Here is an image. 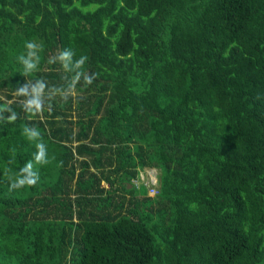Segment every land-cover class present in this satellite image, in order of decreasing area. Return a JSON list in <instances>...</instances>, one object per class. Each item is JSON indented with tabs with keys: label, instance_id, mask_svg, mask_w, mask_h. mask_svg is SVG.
<instances>
[{
	"label": "trees",
	"instance_id": "1",
	"mask_svg": "<svg viewBox=\"0 0 264 264\" xmlns=\"http://www.w3.org/2000/svg\"><path fill=\"white\" fill-rule=\"evenodd\" d=\"M0 264H264V0H0Z\"/></svg>",
	"mask_w": 264,
	"mask_h": 264
},
{
	"label": "clouds",
	"instance_id": "2",
	"mask_svg": "<svg viewBox=\"0 0 264 264\" xmlns=\"http://www.w3.org/2000/svg\"><path fill=\"white\" fill-rule=\"evenodd\" d=\"M27 47L28 48H32V47H34V45L32 43H28L27 44ZM33 103L36 104V107L37 108L39 107L38 103H36L35 101H33ZM32 135L35 136L36 133H32ZM38 147H42V146L41 145H38ZM42 154H43V149H42ZM150 172L155 177L153 168L150 169ZM146 183H148V182H146ZM35 184H36V180H33V179L18 180V186H22V187H24L25 185H27V186H34Z\"/></svg>",
	"mask_w": 264,
	"mask_h": 264
},
{
	"label": "built area",
	"instance_id": "3",
	"mask_svg": "<svg viewBox=\"0 0 264 264\" xmlns=\"http://www.w3.org/2000/svg\"><path fill=\"white\" fill-rule=\"evenodd\" d=\"M148 173V172H147ZM149 174V179H151V180H153V181H148L149 183H146L145 181V183H146V185H147V191L150 193V194H152V193H154V192H156V188H155V186H154V183H155V181H156V178L152 175V173L151 172H149L148 173Z\"/></svg>",
	"mask_w": 264,
	"mask_h": 264
},
{
	"label": "rangeland",
	"instance_id": "4",
	"mask_svg": "<svg viewBox=\"0 0 264 264\" xmlns=\"http://www.w3.org/2000/svg\"><path fill=\"white\" fill-rule=\"evenodd\" d=\"M154 170V169H153ZM155 171H156V169H155ZM147 172L149 173L150 172V169H147ZM141 175H142V177L145 175V169L144 170H142L141 169ZM148 181H153V180H151V179H148V180H145V182H148Z\"/></svg>",
	"mask_w": 264,
	"mask_h": 264
}]
</instances>
